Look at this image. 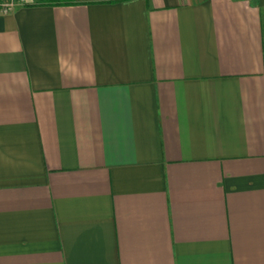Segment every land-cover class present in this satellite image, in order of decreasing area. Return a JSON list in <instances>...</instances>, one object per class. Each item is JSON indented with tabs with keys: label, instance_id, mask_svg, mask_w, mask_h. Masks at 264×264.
I'll return each instance as SVG.
<instances>
[{
	"label": "crops",
	"instance_id": "1",
	"mask_svg": "<svg viewBox=\"0 0 264 264\" xmlns=\"http://www.w3.org/2000/svg\"><path fill=\"white\" fill-rule=\"evenodd\" d=\"M0 264H264V0L0 11Z\"/></svg>",
	"mask_w": 264,
	"mask_h": 264
},
{
	"label": "built area",
	"instance_id": "2",
	"mask_svg": "<svg viewBox=\"0 0 264 264\" xmlns=\"http://www.w3.org/2000/svg\"><path fill=\"white\" fill-rule=\"evenodd\" d=\"M16 0H0V11L7 12L14 5Z\"/></svg>",
	"mask_w": 264,
	"mask_h": 264
},
{
	"label": "trees",
	"instance_id": "3",
	"mask_svg": "<svg viewBox=\"0 0 264 264\" xmlns=\"http://www.w3.org/2000/svg\"><path fill=\"white\" fill-rule=\"evenodd\" d=\"M40 2L59 4V3H67L69 0H39Z\"/></svg>",
	"mask_w": 264,
	"mask_h": 264
}]
</instances>
